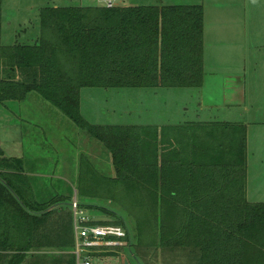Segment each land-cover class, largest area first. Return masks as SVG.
I'll return each mask as SVG.
<instances>
[{
    "label": "trees",
    "instance_id": "1",
    "mask_svg": "<svg viewBox=\"0 0 264 264\" xmlns=\"http://www.w3.org/2000/svg\"><path fill=\"white\" fill-rule=\"evenodd\" d=\"M1 2L0 104L36 93L110 154L111 176L81 156L78 194L110 200L133 233L114 212L93 224L127 229L138 264H264V202L246 197L245 126L93 125L80 111L83 88H202L200 4L45 6L37 40L4 46ZM64 200L39 202L0 149V264H75Z\"/></svg>",
    "mask_w": 264,
    "mask_h": 264
},
{
    "label": "rangeland",
    "instance_id": "2",
    "mask_svg": "<svg viewBox=\"0 0 264 264\" xmlns=\"http://www.w3.org/2000/svg\"><path fill=\"white\" fill-rule=\"evenodd\" d=\"M118 1L120 6L157 3L154 0H129L126 4ZM166 2L205 5L202 88L146 91L84 88L80 91L81 113L93 125L160 128L186 122H211L245 126L247 200L264 202V0ZM103 5L101 0H2L1 43L4 46L28 44L26 40L39 30L38 10L44 6ZM17 20L31 21L25 26L27 31H16L24 27L16 26ZM0 149L6 157L17 160L30 178L39 202L62 196L65 200L57 207H69L67 204L75 194L81 205L98 207L97 210L84 208L93 220L110 222L114 217L107 212H114L125 219L133 233L132 221L110 200L78 194L76 183L81 156H86L100 173L111 176L110 154L38 94L30 93L21 102L0 104ZM123 251L130 264H138L131 259L128 249ZM115 261L116 257H112L110 262L117 264Z\"/></svg>",
    "mask_w": 264,
    "mask_h": 264
},
{
    "label": "built area",
    "instance_id": "3",
    "mask_svg": "<svg viewBox=\"0 0 264 264\" xmlns=\"http://www.w3.org/2000/svg\"><path fill=\"white\" fill-rule=\"evenodd\" d=\"M102 1V0H101ZM113 1L103 0L105 8L114 7ZM72 214L73 248L70 253L74 256L75 264H111V258L116 257L117 264H123L124 249L129 247L127 229L118 225L93 224L91 216L80 207L76 195L70 199Z\"/></svg>",
    "mask_w": 264,
    "mask_h": 264
},
{
    "label": "crops",
    "instance_id": "4",
    "mask_svg": "<svg viewBox=\"0 0 264 264\" xmlns=\"http://www.w3.org/2000/svg\"><path fill=\"white\" fill-rule=\"evenodd\" d=\"M118 0H115V1H113V3H114V5L116 6V5H120V4H118V2H117ZM155 2H157L156 4H153V5H161V6H168V5H174V4H165V3H167L166 1H168V0H154ZM204 1V0H203ZM117 2V3H116ZM120 2H122V0L120 1ZM127 2H129V0H123V4H126ZM142 6H147V5H142ZM149 6H152V5H149ZM45 7V6H44ZM57 7V6H56ZM202 7H203V12H204V19H203V41H204V39H205V14H206V11H205V5L204 4H202ZM43 8V7H42ZM41 9V8H40ZM39 9V10H40ZM39 10H38V12H39ZM217 15H219V13H217ZM38 20H39V13H38ZM217 21H218V19H217ZM16 24V26H24L23 28H19V30H17L16 29V31H27V27H25V26H27V25H30V23H31V21H26V22H22V23H20V21L18 22V20L15 22ZM38 23H39V21H38ZM218 23V25H221V23L220 22H217ZM2 25H3V22H2V18H1V31H2ZM38 28H39V25H38ZM218 31H220V30H218ZM39 34H40V29L36 32V35H34L32 38H28L26 41L28 42V44L29 43H33L35 40H37L38 39V37H39ZM1 35H2V32H1ZM1 39H2V36H1ZM16 44V43H15ZM204 79H205V74H204ZM204 83H205V80H204ZM204 85V84H203ZM84 89V88H83ZM82 89V90H83ZM91 89H96V88H91ZM100 89V88H99ZM119 90H123V88H118ZM81 90V91H82ZM104 90H110V91H115V90H111V89H104ZM143 90H149V89H143ZM117 92V91H116ZM81 94V93H80ZM80 110H81V112H82V102L80 103ZM82 114V113H81ZM83 115V114H82ZM85 118V117H84ZM190 123H194V122H186V123H184V124H181V125H179V126H184V125H187V124H190ZM101 125V124H100ZM246 197H247V194H246Z\"/></svg>",
    "mask_w": 264,
    "mask_h": 264
},
{
    "label": "water",
    "instance_id": "5",
    "mask_svg": "<svg viewBox=\"0 0 264 264\" xmlns=\"http://www.w3.org/2000/svg\"><path fill=\"white\" fill-rule=\"evenodd\" d=\"M123 264H129V262L125 259L124 262H123Z\"/></svg>",
    "mask_w": 264,
    "mask_h": 264
}]
</instances>
